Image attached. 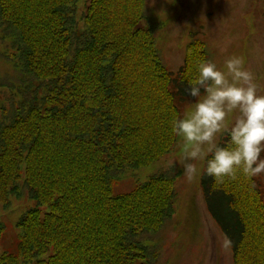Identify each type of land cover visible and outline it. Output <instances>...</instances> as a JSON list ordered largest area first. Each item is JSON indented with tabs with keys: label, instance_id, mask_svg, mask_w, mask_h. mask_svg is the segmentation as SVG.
Listing matches in <instances>:
<instances>
[{
	"label": "trees",
	"instance_id": "trees-1",
	"mask_svg": "<svg viewBox=\"0 0 264 264\" xmlns=\"http://www.w3.org/2000/svg\"><path fill=\"white\" fill-rule=\"evenodd\" d=\"M76 2L0 0L10 53L0 57L13 64L0 79V205L9 195L35 203L14 224L17 252L0 264H161L158 240L181 172L168 167L130 192L114 189L127 169L176 145L172 122L199 97L189 82L208 45L192 38L173 77L146 0H89L81 18ZM229 133L216 146H228ZM211 155L201 178L208 213L234 264H264L263 181L237 172L214 182L204 172ZM5 230L0 223V241Z\"/></svg>",
	"mask_w": 264,
	"mask_h": 264
},
{
	"label": "rangeland",
	"instance_id": "rangeland-1",
	"mask_svg": "<svg viewBox=\"0 0 264 264\" xmlns=\"http://www.w3.org/2000/svg\"><path fill=\"white\" fill-rule=\"evenodd\" d=\"M147 8L153 17L162 23L155 35L156 47L167 69L173 77L178 74L184 61L186 44L196 37L205 41L210 62L227 74L225 60L236 55L244 59V67L254 74L259 85L257 94L264 95V2L263 0H146ZM89 0H77L76 13L82 17ZM141 26L147 27L144 22ZM1 36V30H0ZM6 42L0 40V55H10ZM13 64L0 57V79L5 74H13ZM231 80V76H228ZM203 94L195 102L183 109V115L202 100ZM4 94H1L3 100ZM241 115L239 109L228 112L224 128L217 133L214 143L221 141L223 132L230 130ZM177 143L164 157L155 163L141 168L127 169L122 181L115 185V194L133 190L136 184L145 183L157 172L174 167L181 172L175 183L177 199L174 204L172 221L158 240L161 247V264H234L232 250L220 228L210 217L205 204L201 178L208 152L204 145L202 158L194 161L199 174L189 181L184 172V140L177 137ZM24 168L22 171L23 177ZM264 188V173L260 175ZM8 207L0 205V223L6 230L0 241V255L4 252H17L15 223L20 216L35 205L32 200L8 197ZM42 207V211H45ZM24 264V263H22Z\"/></svg>",
	"mask_w": 264,
	"mask_h": 264
},
{
	"label": "clouds",
	"instance_id": "clouds-1",
	"mask_svg": "<svg viewBox=\"0 0 264 264\" xmlns=\"http://www.w3.org/2000/svg\"><path fill=\"white\" fill-rule=\"evenodd\" d=\"M225 65L227 74L213 62L200 61L188 92L198 97L203 87L206 95L184 118L172 122V132L184 140L183 174L189 181L199 174L196 164L189 161L207 155L204 145L212 153L204 172L214 182H223L225 177L234 179L237 172L249 180L264 173V95L257 94L259 85L254 74L244 67L243 57L233 55L225 60ZM233 109H239L241 115L230 129L228 146H216L214 138L223 130L225 117Z\"/></svg>",
	"mask_w": 264,
	"mask_h": 264
}]
</instances>
